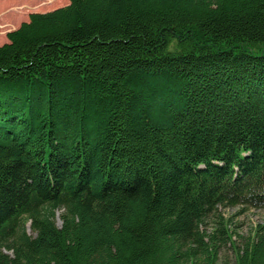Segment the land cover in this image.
<instances>
[{"label": "trees", "instance_id": "1", "mask_svg": "<svg viewBox=\"0 0 264 264\" xmlns=\"http://www.w3.org/2000/svg\"><path fill=\"white\" fill-rule=\"evenodd\" d=\"M6 39L0 264H264L222 213L264 210V0H68Z\"/></svg>", "mask_w": 264, "mask_h": 264}, {"label": "rangeland", "instance_id": "2", "mask_svg": "<svg viewBox=\"0 0 264 264\" xmlns=\"http://www.w3.org/2000/svg\"><path fill=\"white\" fill-rule=\"evenodd\" d=\"M18 1L19 0H0V45L7 42L6 34L17 29L20 24L27 22L28 17L31 14H44L68 5V0H56L54 4L45 5L44 7H40L37 10H34V7L30 11H16L14 9L18 6V3L16 4V2ZM32 2H34V4L30 6V2V7L36 5L40 6L39 2H35L33 0ZM14 13H16V15ZM240 209L241 207L227 208L225 210H222V213L225 217L232 216L233 224H236V226L238 227L237 229H235L236 234L242 237H246L250 235V231L252 230L254 225L264 222V210L247 209L241 212ZM58 217L59 213H57L55 216V223L57 226L60 225V220ZM26 230L28 233L30 232L28 226H26ZM218 257L219 258L217 264H233V253L228 245H226L225 248H222L219 251Z\"/></svg>", "mask_w": 264, "mask_h": 264}]
</instances>
